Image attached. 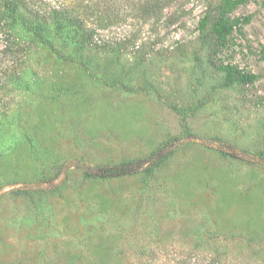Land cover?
<instances>
[{"label":"rangeland","instance_id":"374dc122","mask_svg":"<svg viewBox=\"0 0 264 264\" xmlns=\"http://www.w3.org/2000/svg\"><path fill=\"white\" fill-rule=\"evenodd\" d=\"M219 4L122 16L100 31L106 49L79 54L85 66L19 27L13 38L0 10V264H184L192 249L204 264H264V0L232 14L251 21L218 48ZM223 63L258 80L226 86ZM173 141L153 174L72 168L52 181L60 189L12 194L65 163L148 160Z\"/></svg>","mask_w":264,"mask_h":264},{"label":"trees","instance_id":"16d2710c","mask_svg":"<svg viewBox=\"0 0 264 264\" xmlns=\"http://www.w3.org/2000/svg\"><path fill=\"white\" fill-rule=\"evenodd\" d=\"M166 1L76 0L75 4L77 5L71 7L66 4L39 3L36 0H0V10L6 20V25L11 28V36L13 38H16L13 32L18 30L17 27H19L24 33L33 35L58 58L85 66L79 54L90 47L93 49H106V44L98 39L100 31L106 30L111 24H116L118 20H121L122 16L140 19L160 16L169 2V0ZM249 1L220 0L218 15L212 26V32L215 35L218 48L226 46L235 32H240L244 25L250 23V17H232V14L237 9L246 5ZM124 3L128 5V14L124 13V10H126V4L124 5ZM209 18V16H206L201 21L200 30L202 32L208 25ZM2 27L5 28V25L0 22V29ZM47 28L51 30L52 38H49L46 34ZM122 45V43H116L107 49L118 53L122 51ZM262 53L264 57V49ZM217 69L224 74L226 86L252 84L258 80L257 75L240 70L236 65L223 63ZM18 80L19 77L14 75V83H17ZM179 147L180 144L176 141L169 142L148 160H136L120 164L92 166L81 160L65 163L55 177L39 181L37 187L33 189L13 188L12 194L32 196L35 193L60 189L65 185L66 180L56 186H54L52 181L61 174L66 176L72 168L81 170L87 178L101 180L123 178L140 173L153 174ZM187 254L186 261L182 263L204 264L203 261L205 260H201L197 256L196 250H189Z\"/></svg>","mask_w":264,"mask_h":264}]
</instances>
